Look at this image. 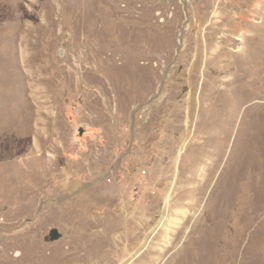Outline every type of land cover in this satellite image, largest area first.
Returning a JSON list of instances; mask_svg holds the SVG:
<instances>
[{
	"label": "rangeland",
	"instance_id": "374dc122",
	"mask_svg": "<svg viewBox=\"0 0 264 264\" xmlns=\"http://www.w3.org/2000/svg\"><path fill=\"white\" fill-rule=\"evenodd\" d=\"M169 1L119 0L115 16L89 0H0V264H168L188 245L184 264H264V0ZM101 16L108 29L154 16L158 45L173 38L140 88L110 92L82 58ZM205 41L223 55L203 73ZM215 100L235 106L218 126ZM207 178L194 212L185 194ZM52 228L62 236L45 242Z\"/></svg>",
	"mask_w": 264,
	"mask_h": 264
},
{
	"label": "bare ground",
	"instance_id": "6f19581e",
	"mask_svg": "<svg viewBox=\"0 0 264 264\" xmlns=\"http://www.w3.org/2000/svg\"><path fill=\"white\" fill-rule=\"evenodd\" d=\"M89 1H90L88 2L89 8L92 6L93 3L99 2V4L103 3L110 7V9L112 10V12L110 13L111 15L116 16L122 12L121 10H118V9L114 10L118 7V6L116 7L115 2L117 3L119 0H89ZM171 2L172 1L170 0L168 3H165V4L167 6L168 5L172 6ZM102 16L95 18L94 23L97 27L93 31V40L91 43V47L88 48V51L83 55L82 58L84 60H87V59L90 60V63H92V66L89 68L90 70L103 73V75L108 80L107 83H108V86L110 87V90H109L110 92L114 93L116 91H119L120 88H122L123 86L127 84L129 85L132 84L131 88H133V90H136L140 88L139 81L137 79L138 73L144 72L145 70H149V72H151V70L157 71L158 66H152V62L157 59L156 54L158 52L164 53L165 59L168 60L171 54L173 38H168L167 40L165 39V41H162V43L158 45L157 43L158 38L156 39L158 35L156 36V32H152V31L149 32L151 30V27H150L151 25H148L149 21H151V19L154 18V16L151 19L150 17H148L149 19L147 18L148 19L147 24L145 23V25L141 27L130 26V25L123 26L120 23L121 20H117L114 25L112 24L113 26L110 29L107 28L108 21L102 19ZM107 19H109L108 16H107ZM180 22H181V18L178 14V11H176L173 22L168 27H165V28H168L167 29L169 30L168 32L171 33L170 29H173L174 31L175 27H177V24ZM261 29L263 31V28ZM124 34H127V35L125 36ZM114 40L119 42V45L117 44V46L116 45L113 46ZM247 42H248V38L245 37V47L240 54V59H241V63L239 65L240 70L246 69L250 65V62H251V50L246 45ZM205 44H206L207 54H206L205 67L203 68V73H206L208 66L213 61L220 60V58L223 55L222 50L221 51L219 50L218 52H209L210 44H208L207 41H205ZM200 48L197 46V49L195 51L196 54L194 55L193 61L190 64V73L194 78L200 72V68H201L200 66L202 65L201 55L202 54L204 55V53L202 49ZM182 57L184 58L182 60L186 61L190 56L183 55ZM229 57H232V56H229ZM235 58L236 57H234V59ZM139 60H144L146 61V63L143 65H140L138 63ZM190 101L191 100L189 99V102ZM218 102H219L218 100H215L214 102L211 103V107L212 109L215 110V112L209 115V117L213 119L212 124L216 123L217 126L218 124H220V122L222 121L225 122L226 116L228 114L234 115V112H235V106L233 108L227 109L226 103L219 104ZM220 158H221L220 154L217 151L216 156L211 160L212 161L211 164H209V169L211 171L212 169H215V167L220 161ZM196 171H197V165L193 167L192 172L196 173ZM208 180L209 179L207 178L202 184H200V186L197 189H192L188 191L187 194H185L186 198H188L189 200L190 199L192 200V203H190L189 205L192 211L194 212L199 207V204L202 199V195L205 191V187L207 185ZM182 196L184 197V195ZM170 201H171V197H168L166 199L165 208H168L170 206ZM201 216H200L199 224H204L202 225V229L205 232L202 235H199V232L195 229L194 233H198V240H199L198 244L201 248L205 249L208 247V245L205 243L206 240L203 241V239L208 240L209 234H212L210 233V231H212L213 222L211 220L210 214H207V212H205ZM196 227L198 228V226ZM183 230H184V226L181 227L179 231H177L178 233L176 234L174 242L176 241V239L179 238ZM187 248L182 250V253L173 255L170 258L168 264H184L185 260H191V257L189 254L190 246L188 245ZM196 262L197 264H202V260L200 259V256H198V260Z\"/></svg>",
	"mask_w": 264,
	"mask_h": 264
},
{
	"label": "water",
	"instance_id": "95a60500",
	"mask_svg": "<svg viewBox=\"0 0 264 264\" xmlns=\"http://www.w3.org/2000/svg\"><path fill=\"white\" fill-rule=\"evenodd\" d=\"M79 133H82V129H79ZM61 233L56 229L52 228L48 235L44 237L45 242H55L61 238Z\"/></svg>",
	"mask_w": 264,
	"mask_h": 264
}]
</instances>
